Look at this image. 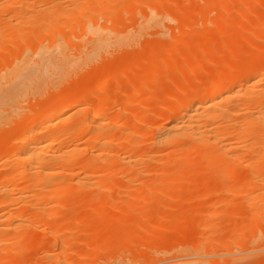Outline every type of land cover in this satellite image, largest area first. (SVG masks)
Wrapping results in <instances>:
<instances>
[{"label":"rangeland","instance_id":"1","mask_svg":"<svg viewBox=\"0 0 264 264\" xmlns=\"http://www.w3.org/2000/svg\"><path fill=\"white\" fill-rule=\"evenodd\" d=\"M154 1L156 0H145V2L142 0L140 5H138V2H140L139 0L137 3L135 2L136 6H139L138 9H136L134 5L132 7L136 9L135 12L137 10L139 11H137L138 13H134V15H131L132 12L127 14V12L131 10V8L128 9V6H126L128 11L119 8L122 9V12L117 11L118 14L119 12H125L126 14L124 13V16L121 14L123 18L117 16L118 20H116V22H114L115 18H112L113 20L111 21L114 23L108 24L107 28H109V25L112 26L117 23V26H114L117 29L114 30L109 28L111 31L118 32V30H121L120 32H122L125 30L133 35V40L129 43L130 45L123 47L122 50L118 48L122 52L117 51L116 48L113 53H111L113 48H109L110 50H108L111 52L108 50L106 52L109 54L103 56L104 52L102 56L99 57L98 54L95 57H98L96 61L92 60L93 62H90L92 64L88 62V65H86V63L84 67H81V69L79 68L78 71L65 77L62 81L46 85L35 93L25 94L21 99L14 102L13 105H15V108L13 110L6 112L0 119V144L3 142H10L13 144L14 141H16L15 138L31 135L27 131L28 126L34 121L38 122L51 101L53 102L54 100V102H57L60 98L66 96V94L75 93L78 90L81 92V88L85 90L88 87L90 91L88 94L96 104V111H99L98 108L102 102L107 104L106 109L110 114L108 119L106 118L107 121L105 120V124L102 126L105 130L101 126H97L89 129L90 131H85L82 135L77 132L79 136L75 134L77 137L75 135L72 136L74 138L69 137L72 139L68 138L63 144H60V147L66 151L75 149L76 152H74L76 155L77 152L80 153L81 159H78L79 157L77 158V156H79L78 154L75 156V163L76 160L85 162L89 159L92 151L96 153V146L93 147L92 144H89L91 141L90 138L96 134L97 130V133L103 131L104 134L108 131L112 139L115 138L116 140L111 144V148H109L110 150L108 149V151L111 154H119V156H121V153H123L125 149L119 145V141L121 142L119 138H125L123 133H127L128 138L127 136L126 138L130 142V144H127V147L130 146V149L134 147L135 151L129 153H132L133 156L138 155L136 159L140 158L143 162L142 163L139 159L142 164L139 165L138 162L134 168L140 169L142 172L135 174L130 173L129 167H119L120 165L123 166V164H120L118 161L116 162V160L112 163L113 159L110 162H106L107 153L109 154V152L106 151L107 153H103L105 157L101 156L102 158L96 159L94 156L90 157L91 159L88 161L90 163L92 160L89 166L90 171H92L91 173L98 170H103L102 172L106 173V175L101 178H93L88 175L91 174L90 172L88 174L83 172L81 169L82 166H80L82 162L78 165L74 163L71 168L73 169L72 173L74 172V175L78 174L74 176L77 184H74L75 182H72L70 179L68 180L65 177V179H62L63 176L57 175V177H51V179L55 180H50V183L55 184L56 182L58 184L51 186L47 184L49 182V180H47V183H44L47 187L42 185V187L32 190L40 194L38 193L36 195L35 192L29 193L27 191V195L29 196L27 198L31 201L27 199L28 203L25 205V201L24 203L16 202L17 204L13 201L16 205L13 203L15 206H11L16 208L15 211L18 209L20 210L23 205L25 209L22 207V210H20L21 212H19V210L16 213L12 212L13 215L11 214V217L7 215L0 225V228L3 227L2 225L8 223V220L18 222L16 221L18 218H21L18 220L23 222H20L21 226L23 225L20 228L22 236H19L20 238L16 237L11 243L9 242L10 244L7 243L8 246L4 245L7 246V248L3 246L2 249L6 251L2 250L1 252L0 250V255H3L5 259H3L4 262L0 261V264H170V262H175L176 259H178L176 262H179V259L181 260L183 252L180 246L182 245V248L184 247L183 249H185L188 243V247L190 248H187V250H189L187 253H201L198 260L204 262L203 264H264V147L245 148V151L237 153L236 157L232 160L227 159L224 164H216L218 166L225 165V167L232 171V173L225 172L224 176V172H212V170L209 169L210 167L204 164H193L191 163L192 161H190L191 159H183L185 155L182 152H179L180 155H178L177 151V155L174 154L175 152L173 153L171 163L174 164L175 161L173 162V159L179 158V161L175 162V166L171 165V163H169L170 161H168L170 157L166 159L162 156L164 152H168V150H164L167 148L160 146L159 148L161 149H159L152 144V139L157 134V131H159L158 129L167 125L164 119H161L159 115L165 109V106H169L166 104L171 103L170 101L167 103L169 98L170 100L183 98L184 95L189 93L191 86L194 87L200 80H204L211 70H215V68L218 70L220 67L225 68L223 67L226 66L224 65L225 63H222L223 60L226 63L229 61V69L233 70L231 65L234 69L235 67L238 69L240 63L243 64L244 61H247L245 59L249 56L260 54V60L259 62L257 61L258 63L256 65L258 68L264 69V0H222L223 3L226 2V4L223 6L219 5L220 7L218 6L219 0H217L218 3L216 2V7L219 8L215 7V2H213V0L211 2L213 4H208V1L210 2L211 0ZM120 2L119 4L123 7V2ZM115 7L117 6L114 5V8ZM152 7L156 8V11L153 12L155 15V25L141 29L140 26L143 19L141 17L151 13ZM199 12L203 13V16L204 13L207 15L208 18L205 17L207 18L206 22L202 19L203 17H200L201 14L198 16L197 13ZM115 14L112 15L115 16ZM224 18L227 20H221L225 23H222L223 26H221L220 19ZM228 19L230 21H228ZM102 21L104 22V20L99 17L98 24L100 22L102 23ZM102 24L99 25L103 26ZM135 30H138L137 33H135ZM43 37L45 38L46 36H42V38ZM29 41L33 43L32 39H28L27 42ZM44 42L47 43L46 40ZM23 46L24 45H22V47ZM153 47L155 51L157 49V53L152 52L154 49ZM115 51L117 53H114ZM8 53H6V51H0V70L5 64L3 58L10 59V56H13L15 52H10L12 55ZM26 53L31 52L27 51ZM153 53L157 54V56ZM18 54L17 51L15 55ZM153 55L158 57H155L156 69L150 68L149 64V59H151ZM112 62L114 63L111 64ZM198 62L202 64L201 66L197 64L199 70L197 68V70H193L195 69L193 68L195 67L194 65ZM165 65L168 66L169 74L168 76L166 75L167 78L164 76V79L163 75L167 71ZM227 65L229 66V64ZM151 69L153 72H157L158 69L156 75L152 74ZM103 70L105 73H108L107 75L111 73V75H109L111 77L114 75V84L117 85H112L113 82H110L105 92H100ZM261 76H257V79H261H258V84L264 83V78ZM115 77L119 81H116ZM152 77L156 79L153 80ZM176 85L178 89L182 88V90L176 89L177 91H175L174 88ZM82 86H85V89H83ZM73 90L77 91L74 92ZM135 91H137L139 95L137 94L138 97L132 99ZM60 95H62V97ZM111 97L117 100L113 105L108 103ZM172 109L175 110L174 107ZM121 111L123 113L117 117V114ZM76 115L78 114L70 116L68 120H65V123H76L78 127L76 126L75 129H78L81 128L83 124L80 126V115ZM65 123L64 120H61L56 122L55 125L61 127L62 124ZM74 127L75 126H73V128ZM98 127L101 130H99ZM108 132H106V134L110 135ZM44 133L45 129H42L41 134ZM119 135L120 137L118 138ZM76 139H78V141ZM97 143H100V141ZM56 147H58V145L55 143L52 149L55 150ZM46 151L47 150H44L45 154H47ZM128 151L130 150L128 149ZM49 156H46V158H49ZM159 157H161V159ZM158 158L160 161H157L159 160ZM48 160L46 163H48L47 165L49 166L50 163ZM164 161L166 163H164ZM192 165H195V168L188 172V168L190 169ZM16 166H18L16 162L0 164V178L14 171L13 169H16ZM54 169V171L60 170V168H57L59 170H56V168ZM177 169L179 171H177ZM181 170L184 173H181L180 176L176 174L179 179L177 178L176 182L175 179H172L174 180V184L171 180L172 174L174 171L180 174V172H182ZM93 174L96 175L95 173ZM79 175H81V177L83 176V179ZM85 175L88 177H85ZM57 178L58 180H56ZM25 180L27 181V177L16 180L15 182L19 186H24L26 183ZM83 180L86 181L83 182ZM13 184H9V187L7 185V188L11 189L10 186L15 188V184ZM86 184L87 188L85 187ZM171 184H173L172 188L170 187ZM80 186H83L82 189ZM46 188L59 189L60 191H58V193L62 190V194H60L62 196L58 197V194V196L54 197L52 193L47 192ZM246 188L247 190L250 188L252 194L249 193ZM63 190H65V192ZM68 190H70L69 192L71 194H69ZM74 190L77 193L71 192ZM80 190H82V194L78 193ZM41 192L44 193L41 194ZM246 193H249V195L247 194L246 196ZM241 194L243 196H240ZM48 195L49 197L51 195L53 198H48ZM67 195L73 196L68 197ZM13 197L15 196L13 195ZM66 197L68 199L64 200ZM55 198L56 200H54ZM148 198L153 202H150ZM101 201L103 203H101ZM107 201L108 204L111 202V206H105ZM139 202H143L144 207L142 204L140 205ZM144 202H149L152 205L147 203L150 207L148 208L147 204H144ZM129 203L130 206L128 205L127 207L129 208L127 209L125 206ZM131 203L139 204L140 207L136 205L137 211H135L136 208L133 211L135 204H133V206ZM96 207H102V213L96 212L98 211ZM109 208L111 212L106 210ZM23 210L24 216L26 215L25 217L22 214ZM121 210L127 213L128 210H130L132 213L131 216L134 217L133 221L135 219L139 221V223L136 224L138 227L135 229L133 226L136 227V225H133L134 222L131 221L132 227L130 230H132V237L129 235L131 233L129 232L130 226L128 224L127 226L125 225L126 228L128 227V231L126 230L127 238L129 236L133 239V233L135 234L137 229V231L142 233L143 235H141L149 241L143 238L145 242L140 234L139 237H141L139 239H142L140 240L142 241L141 243L140 241L138 243L136 240V238H138L137 236L135 237V243L130 240V242L126 241L130 238L124 240L125 237L122 236L124 232H122L120 226L119 228L122 234L119 233V235L122 236L121 238H123L124 241H119V243L115 241V245H113L114 241L112 242L113 244H108L107 240H115L117 234L114 236L115 239L112 237L113 233L110 234L111 238L109 233L114 230L110 231L112 229L110 227L111 229H107V231L109 230L108 233L105 227H103V222L101 221L102 225H99L100 222L97 223V221L99 219L109 221L107 218L111 215L113 216L109 217L112 218L111 221L117 220L118 222L119 220L117 217L119 216H117L116 213L118 212L117 214L119 215L122 213ZM103 211H106V214H104L105 218L98 217L99 214H101V216L103 215ZM94 212L98 214L96 215ZM84 215L87 216L88 219L85 218ZM89 215L93 217L96 215V219L99 218L95 221V225L92 223L93 220H89ZM124 215H126V213L122 216ZM13 216L18 218L15 219ZM82 216L84 217L83 223L80 226H77V224L75 225ZM114 216H116L115 218L117 219L114 220ZM50 218L53 221V223L51 222L52 227H48ZM85 219L87 221L89 220V223L92 224H85ZM105 221L104 224H106ZM113 221L111 226L117 223L116 221V223H113ZM122 221L123 219L121 218V223ZM158 221L160 225L157 223ZM162 221L164 222L163 224L160 223ZM45 222L48 223L45 224ZM62 222L66 224H61ZM73 223L76 228L73 226ZM71 225L74 227L73 229L76 230H73ZM117 226H119V224ZM114 227L118 233V227ZM124 227L122 228L126 229ZM105 231L107 233H105ZM1 232H3L2 228L0 234ZM12 232V230L7 234L3 232V237L9 238L10 235L12 237ZM128 232L129 234H127ZM103 234L104 236L108 234L106 235L108 237L107 240L106 238L104 239ZM53 235L54 238H56V235H60L59 239L57 236L56 240L52 241L51 237H53ZM99 235H101L103 239L99 238ZM62 236L64 237L63 240L61 238ZM97 236H99L98 240L100 239V243L104 241V244L102 243L103 245H105L106 241L109 251L104 248L105 251L103 249L102 251H97L102 248V246L101 248H95L94 246L96 241L99 242L98 240L95 242L93 241ZM196 239H199L197 241L200 245H198V247L197 244H195L194 247L197 246L195 249L200 252L195 251L194 247L190 246L192 241ZM60 242H62L61 245ZM63 242L66 246H64ZM194 243L196 242L194 241ZM62 245L64 248H62ZM60 248L64 250L61 252ZM95 249L97 253H95ZM20 252L24 254L21 253V255ZM55 253L59 254L56 259L53 258ZM62 253L64 255H62ZM60 255H62L63 258H61L62 256ZM177 255H181V257L178 258ZM3 256H0V260H2Z\"/></svg>","mask_w":264,"mask_h":264},{"label":"bare ground","instance_id":"2","mask_svg":"<svg viewBox=\"0 0 264 264\" xmlns=\"http://www.w3.org/2000/svg\"><path fill=\"white\" fill-rule=\"evenodd\" d=\"M120 1L123 2V5H124L123 7H122V5L119 4ZM137 1L138 0H0V51H6V53H8V52L14 53L15 52L13 55L14 57L10 56V59L5 58V57L3 58V60L5 61L4 62L5 64H4V67L1 68V70H0V119L2 118V115L4 116V114L6 112L13 110L15 108V105H13L14 102L16 100L21 99L25 94H30L32 92L35 93L36 91L42 89L46 85H50V84L62 81V79H65V77H67L70 74H73L76 71H78L79 68L81 69V67H84V65L86 63H87L86 65H88L92 60L96 61V59L99 56H102V54L104 52L105 53L103 54V56H105V54H109V53H106L109 48L110 49L113 48V50H111L112 52L109 51L110 49L108 50L109 52L113 53V51L116 48H117V51H120L118 48H121V50H122L123 47L130 45L129 43L132 42L133 35L130 34L129 31L123 30L122 32H120L121 30L120 31L118 30V32H116V31L114 32V31L109 30V28L116 30L117 28H115L114 26H117L116 25L117 23L113 24L112 26L109 25V28H107V27H108V24H110V23L112 24V23L116 22V20H118L117 16H119L120 18L121 17L123 18V16L126 14L125 12H124L125 14L120 13V12H122V9H119V8H123V10H126V11H128V9L131 8L132 11L129 10L127 12V14H130L131 12H132L131 15H134V13H138L137 11H139V10H137L136 12H135V10L138 9V7H139L138 5H140L142 3V0H139L140 2H138V5L136 6L135 2L137 3ZM143 1L145 2V0H143ZM122 2H120V3H122ZM154 2H159V1L156 0ZM211 2H212V0L210 2L208 1V4L209 3L213 4ZM213 2H215V7H216V4L218 3V1L213 0ZM221 2L223 3L222 0H219L218 6L219 5L223 6L224 4H226V2L223 4ZM114 5L117 7L114 8ZM118 5H119V7H118ZM133 5L136 6L135 7L136 9L134 7H132ZM126 6H128V9L126 8ZM219 7H216V8H219ZM133 8H134V10H133ZM155 9H156L155 7L154 8L152 7L151 13L145 14L144 16L141 17V18H143L141 21V26H140L141 29H145L147 27L155 25V15L153 14V12L156 11ZM113 10H115L116 12ZM117 11H120L119 14L117 13ZM113 12H115L117 14H115ZM111 13L115 14V16L112 15ZM121 14H123V16ZM197 14H198V16L201 14L200 17L201 18L203 17L202 19L205 20V22H206L208 17L205 13H204V16L202 15L203 13H201V12H199ZM99 17H100V19L104 20V22L102 21L103 24L101 22L99 23V24H102L103 26L98 24V18ZM205 17H207V18H205ZM217 17H218V15H217ZM112 18H115L114 22L111 21V20H113ZM221 20L226 21L227 19L224 18V19H220V21ZM107 21H108V23H107ZM109 21H111V22H109ZM223 21H221V24L224 23ZM228 21H230V20L228 19ZM227 22H226V24H227ZM213 23H214V21H213ZM221 24H219V25H221ZM214 25H215V23H214ZM221 26H223V24ZM137 31L138 30H135V33H137ZM42 36H46L47 39H46V37L45 38L43 37L44 38L43 39ZM28 39L29 40L32 39L34 45H33V43H31L32 41L27 42ZM45 40L47 41V43L44 42ZM22 45H24V46L22 47ZM125 49H124V51L126 52ZM153 50H152V52L157 53L156 52L157 49H156V51H155V48ZM17 51L19 54L15 55L17 53ZM27 51H29L31 53H26ZM120 52H122V51H120ZM114 53H117V52L115 51ZM10 54L12 55V53H10ZM97 55H98V57L95 58ZM154 55L157 56V54H154ZM154 55L152 56L151 59H149L150 68H152V69L153 68L156 69L155 67H157V66H155L156 65L155 59L158 57H156ZM259 55L255 54V56H253V55L249 56L248 57L249 59L248 58L245 59L247 61H244L243 64L240 63V65H239L240 67L238 66V69L236 67L234 69V67L231 65V68L233 70L229 69L230 68L229 61L226 63L223 60L222 63H225L224 65H226V66H223L225 68L220 67V68H218V70H216V68H215V70H211L209 72L208 76L204 80H202V81L200 80V82H198L196 85H194V87L191 86V88L189 89L190 91L187 90V91H189V93L188 94L185 93L186 95H184L183 98L177 99V100L176 99L170 100V98L168 97L169 100L167 99L168 100L167 103L170 101L171 105L166 104L169 106H165V109L159 115L161 117V119L162 118L164 119V122L167 123V125H164L161 129H158L159 131H157V134L152 139V144H154L155 147H158V148L160 146H162V147L164 146V148H167L164 150H168V152L166 151V152H164V154L162 153L163 154L162 156L166 159L168 157H170V160L168 159V161H170L169 163H171V159H172L174 152H175L174 154H176L178 152V155H180L179 152H182L185 155V157L183 159H185V158L191 159L190 161H192L191 163H193V164L194 163L195 164H200V163L204 164L207 167H210L209 169L212 170V172L213 171H216L219 173L224 172L223 174L225 176V172L226 173H228V172L232 173V171L229 168L225 167V165H223V166L221 165L222 166L221 167V166H218L216 164H219V163L224 164V162L227 159L232 160L233 158L236 157L237 153L245 151V148L260 147V146L264 147V83H261L262 85L258 84L259 78L257 79L258 75H260V76L262 75L261 77L264 78V69H260V67L258 68L256 65L260 60ZM251 57H252V59H251ZM262 57H261V59H262ZM113 63L114 62H112L111 64H113ZM90 64H92V63H90ZM197 64L199 66L202 65L201 63L199 64V62L196 63V65ZM227 64H229V66ZM167 65H169V64H167ZM196 65H194L195 67H193V68H195V69H193V70L198 69V65L197 66ZM111 67H112V65H111ZM165 68L167 71L163 75V78H164V76H165V78H167V76L169 74L168 73V71H169L168 66L165 65ZM103 72H104V70H103ZM103 72H102L103 76L101 78V83H100V92H105V90L108 87V85L110 84V82L111 83L113 82L112 85H117V84H114L115 83V81L113 79L114 75H113V77H111V76H109V75H111V73L109 75H107L108 73H105V72L103 73ZM157 72H158V69H157ZM157 72L156 71L153 72V70H152V74L156 75ZM154 77H156V76H154ZM154 77H152L153 80L156 79V78L154 79ZM160 77H161V74H160ZM112 79H113V81H112ZM115 79H116V77H115ZM259 80H261V79H259ZM116 81H119V80L116 79ZM84 87H83V89H85ZM177 87L178 86L176 85V87L174 88L175 91H177L176 90V89H178ZM80 90H81V92L79 90L78 91L73 90L74 92L75 91H77V92H75V93L72 92L70 94H66V96H63V97H62V95H60L62 98H60V100L57 102H54V100H53V102L51 101L47 105V107L45 109V113L43 114V116H41L39 118L38 122L34 121L30 126H28L27 131L31 134L30 136L17 137V138H15L16 141H14L13 144H11L10 142L9 143H6V142L2 143L1 142L2 144H0V159H1L0 164H4L7 162H16L18 166H16L17 167L16 169H13L14 171H11L7 174L4 173L5 175L1 176V178H0V211H1L0 212V225L2 224V221H4V219L7 215L11 217V214L13 215L14 212L16 213L19 210L18 209L17 211H15L16 208L11 207L12 205H14L16 202L17 203L18 202L24 203V201H25L24 205L26 203H28V200H29V198H27V197H29L27 195L28 192L29 193L35 192V190L34 191H32V190L35 188L42 187V185H45L44 183H47L46 182L47 180H49V182L47 184H50L51 186L58 184L56 182H55V184L50 183V180H53V181L55 180V179H51V177H53V176L57 177V175H61V176H63L62 179H65V178L68 180L70 179V180H72V182H75L74 184H77L76 179H74L75 178L74 176H77L78 174L74 175L73 174L74 172L72 173L73 169L71 168V166H73L75 163V159H76L75 156H77L79 154V156H77V158L79 157L78 159H80V153L77 152V155H76L75 149H71L69 151L63 150L60 147V144H63L66 140H68L69 137H72L75 134L77 135V132L82 135V134H84L85 131H87L89 129L95 128L97 126L102 127L105 124L104 121L106 120V118L108 119V116L110 114V112H108V110L106 109L107 104L105 102H102L100 107L99 108L97 107L99 109V111H96V109H95L96 104H95L94 100H92V97L91 98L89 97L88 93L90 91H89L88 87H87V89H85L86 91L82 90V88ZM178 90L181 91L182 88H180ZM137 94H138V92L135 91V93L133 95L134 97L132 96L133 97L132 99H135L136 97H138L139 94L138 95ZM109 101L110 102H108V103L113 105L117 100L115 98L111 97L109 99ZM173 107L175 108V110L172 109ZM80 113H82V114H80ZM122 113L123 112L121 111L117 114L118 116L117 115L116 116L119 117ZM75 114L80 115L79 116L80 118L78 117L80 126H81V124H83V126H81V128H78V129H75L76 126L78 127V125H76V123H71V124L65 123L66 119L68 120V118L70 116L75 115ZM78 115H76V116H78ZM61 120H64L65 124H62L61 127L60 126L57 127L55 125V123L58 121H61ZM113 123H115V122H113ZM72 125L75 127L73 128ZM106 126H107V124H106ZM99 127H98V129L101 130ZM42 129H45L44 134H41ZM97 132H98V130H97ZM97 132L92 138H90L91 141L89 144H92L93 147L96 146L95 147L96 153L94 151V153H95L94 154L92 151L93 154L91 153L90 157L95 156L96 159L97 158L100 159L102 157H105V156H103V153L109 152L108 149L111 148V144L114 142L115 138L112 139L111 134L108 131H106V132H108L110 135L106 134V132L104 134L103 131L100 133H97ZM79 134L77 136H79ZM123 136H125V138L120 137V135L118 136V138L120 137L119 139L121 140V142L119 141V143H120L119 145L122 146L123 149H125V150H123V153H121L122 155L121 154H120L121 156H119V154L114 155V154H111L109 152V154L107 153V157H106L105 161L110 162L113 159L112 160V163H113L116 160V162L118 161L120 164H123V166L120 165L119 167H123V168H124V166H126L127 168L129 167V171H131L130 173H134V174L140 173L142 171H140V169H136L134 167L138 164V162H139V165L142 164L143 163L142 159L139 158L142 162V163H140V160L136 159V157H138V155L133 156L132 153H129L132 151L135 152L134 147L131 145L133 147V148L131 147L133 150L130 149V146H128L129 147L128 148L127 144H130L129 140L127 139L128 135H127V133H123ZM126 136H127V138H126ZM72 138H74V137H72ZM72 138H69V139H72ZM76 140L78 141V139H76ZM99 141H100V143H97ZM55 143L58 145V147H56V149L54 150V149H52V147ZM95 143H97V144H95ZM87 144H88V142H87ZM128 149L130 151H128ZM159 149H161V148H159ZM44 150H47L46 151L47 154L44 153ZM51 150H53V151H51ZM171 153H172V155H171ZM46 156H49V158H46ZM90 157H89V159H91ZM139 157H141V156H139ZM161 157H159V158L161 159ZM89 159L87 161H85L83 159L85 162L81 161L82 164L79 160L78 161L76 160L77 164L75 163V165H78L80 163L81 164L80 166H82L81 169L83 172H85L87 174L89 172L91 173L92 171H90L89 166H90V163L92 162V160L89 163L88 162ZM160 159L157 161H160ZM47 160L50 163L49 166L47 165L48 163H46ZM44 161H45V164L47 166L44 164ZM168 161H167V163H168ZM174 161L175 162L179 161V158H177L175 160L173 159V162ZM162 162H163V160H162ZM175 162H174V164H175ZM164 163H166V162L164 161ZM174 164L171 163V165H174ZM56 166H59V167H56ZM54 168H56V170H59L57 168H60V170L54 171L55 170ZM91 168H92V164H91ZM130 168H131V170H130ZM194 168H195V165L194 166L192 165V167H190V169L188 168L187 171L190 172ZM98 171H93V173H95L96 175H94L93 173L88 174V175L90 177H93V178H101L102 176L106 175L105 172H104L105 174L102 172L103 170L102 171L98 170ZM126 171H128V170H126ZM177 171H179V170L177 169ZM177 171H174V173L172 174L173 178L171 177V180L175 179V182H176V179L178 178L177 176L178 175L180 176L181 173H184L181 170L182 172H180V174H178V173H176ZM83 172H82V175L84 174ZM126 174H128V173H126ZM176 174H177V176H176ZM91 175H93V176H91ZM79 176L81 177V175H79ZM83 176L81 177L82 179H83ZM86 176L87 175H85V177ZM25 177H27V181L25 180L26 183L24 184V186H19L16 184V182H15L16 180H19V179H22ZM90 177H89V180H90ZM58 178L61 180V178L59 176H58ZM58 178L56 180H58ZM77 178H79V177H77ZM130 178H132V177H130ZM86 180H83V182ZM77 181H78V179H77ZM172 181L174 183V180H172ZM13 182L15 184V188L12 186L14 188L13 189L10 186L11 189H8L7 185L9 187V184H11V183L13 184ZM17 182H19V181H17ZM82 183H80V184H82ZM63 184H64V182H63ZM64 186H63V188H64ZM86 186H87V184L85 185V187ZM80 187L82 189L83 186H80ZM170 187L172 188L173 184H171ZM43 188H44V186H43ZM73 189H74V185H73ZM226 189H228V188H226ZM241 189H242V187H241ZM248 189L249 190H247V188H246V190L249 191V193H251L250 188H248ZM41 190H44V189H41ZM46 190L48 193H52V196L54 195V197L58 196V194H59L58 197L62 196V195H60V194H62V190L60 193H58V191H60L59 189L46 188ZM65 190H63V191L65 192ZM152 190H151V192H152ZM37 191H39V190H37ZM69 191L70 190H68V192ZM81 191L82 190H80V192H78V193H81ZM159 191H162V190H159ZM159 191H156V192H159ZM71 192L77 193L75 190L71 191ZM38 193L35 192L36 195ZM42 193H44V192H41V194ZM45 193H46V191H45ZM249 193H246L245 195L247 196V194L249 195ZM69 194H71V193L69 192ZM13 195L15 197H13ZM52 196L50 195V197H49V195H48V198H51ZM63 196H64V194H63ZM72 196L70 195L68 197H72ZM240 196H243V195L241 194ZM58 197H57V199H58ZM66 199H68V198L67 197L64 198V200H66ZM54 200H56V198ZM59 200H60V198H59ZM148 200H149V198H148ZM148 200H146V201H148ZM29 201H31V200H29ZM101 203H103V202L101 201ZM139 203H140V205L142 204V206H143V202L142 203L139 202ZM145 203L146 202H144V204ZM147 203H149V202H147ZM133 204H135V203H133ZM107 205L111 206V202L108 204V201H107V204L105 206H107ZM128 205L130 206V203L126 204L125 207H127ZM136 205L137 204H135L134 209L132 207H130V208H132L134 211L136 208ZM150 205H152V204H150ZM102 206H103V204H102ZM138 206H139V204L137 205V207ZM147 207L150 208L148 206V204H147ZM21 208H20V210H22ZM98 208H97L98 211H96V212L102 213V211H101L102 207L99 208L100 211ZM106 208H108V207H106ZM128 208L129 207H127V209ZM23 209H25V208L23 207ZM138 209H140V208H138ZM144 209H146V208H144ZM20 210H19V212H21ZM106 210L111 212L110 208L106 209ZM122 211L123 210H121V212ZM135 211H137V208ZM96 212H94V213H96ZM103 212H104L103 215L106 214V211H103ZM23 213H24V210H23L22 214ZM117 213H116V215L119 216V217H117L119 221L117 222V220H115V219H117V218H115L116 216H114V220L117 223L113 220L112 221H113V223H116L115 225L114 224L113 225L118 227V229H119L118 233L116 232V228L114 226H111V223H112L111 219L112 218H109V217H113L110 215L111 213L108 214L110 216L107 218L109 220V221L106 220L107 222L105 220H102V219L100 220L99 218H98L99 220L96 219L97 218L96 215L98 213H96V215L94 217L90 216V215L88 216V217H90V219H89L90 221L93 220L92 221L93 225H95L94 224L95 221L98 220L97 223L100 222L99 225L103 224L104 225L103 227H105L106 231H107V229L112 228L110 231L114 230L113 232L109 233L108 232L109 230L107 231L109 233V235L113 233L112 237H114L115 234H117L115 236L117 240L114 237L115 240L112 239V241H110L111 239L107 240L108 237L106 235H108V234H105V236L103 234L104 239L106 238V240L108 241V244H113L112 243L113 241H114L113 245H115V243L117 241H118V243H119V241L121 242L123 240V238H121L122 236L125 237L124 240L132 237V235H131L132 230H130V228L132 227L131 221H133V219H134V217L131 216L132 213L130 212V210H128V213L126 211L122 212V213L119 212L121 214V216L125 213H126V215L128 214L127 216L124 215L125 217L124 216L121 217L120 214L118 215ZM99 215H98V217H100V218L104 217L105 218V215L104 216L103 215L101 216V214H99ZM23 216H24V214H23ZM13 217L15 218V216H13ZM24 217H23V219H24ZM52 217L54 218L53 215H52ZM84 217L87 218V216H85V215H84ZM84 217L83 216L81 218L79 217L80 220H78L77 223H75V225L77 224V226H80L83 223L82 221H83ZM127 217H129V218H127ZM131 217H132V220H131ZM17 218L18 217H16L15 219H17ZM51 218H50L48 227L51 226V222L53 223V221H52L53 218L52 219ZM121 218L123 219L122 223H121ZM18 219H21V218H18ZM18 219L16 220L18 222H14L13 220H10V221L8 220V223L2 225L3 227H1V228H2L3 232H6L5 234L11 232V230H12L13 235H12V237L10 235V237L7 238V237H3V232H1V234H0L1 235L0 236V250H1V252L3 250L2 247L4 245L8 246V244H10L12 242V240H14L16 237L22 236V231L20 230V228L23 225L21 226L20 222H22V221H20ZM89 220L87 221L85 219L84 223L85 224H92V223H89L90 222ZM135 220L133 221L134 223H135ZM165 220H167V219H165ZM104 221L106 224H104ZM110 221H111V223H110ZM125 221H127V222H125ZM79 222H81V223H79ZM46 223H48V222H45V224ZM64 223L65 222H62L61 224H64ZM78 223H79V225H78ZM130 223H131V225H130ZM134 223H133V225H136L139 223V221L136 220V223L135 224ZM157 223L159 224V221ZM160 223L163 224L164 222L162 221ZM107 224H109L110 226ZM118 224H119V226H117ZM127 224L130 226L129 232H131L130 234H129V232L127 233L130 235V237L128 236V238L126 236V232L128 231V229H127L128 227L126 228ZM75 225L73 223V226H75ZM152 225H154V224H152ZM73 226L71 227L72 229L74 228ZM120 226H121L122 232H124L123 233L124 235H122V236L119 235V233L122 234V232L120 231V228H119ZM122 227H124L126 229H123ZM137 227H138V225H136V227L133 226L134 229ZM156 227H158V226H156ZM1 228H0V231H1ZM75 228H76V226H75ZM73 230H76V229H73ZM106 231H105V233H107ZM135 234H137V235H135ZM135 234L133 233V235H134L133 239L134 240L130 238L126 241L130 240L131 242L134 241L133 243H135V237L136 236L138 237V238H136L138 243L143 238L146 241H149L144 236H142L143 234L140 233L139 231H137V229H136ZM139 234L140 235L142 234L141 235L142 239H139L141 237V236L139 237ZM23 235H25V234H23ZM101 235H99L100 237L97 236L96 239H93V241L95 242L96 240H98V237L101 238ZM57 236L59 239L60 235H56L55 237L57 238ZM110 237H111V235H110ZM56 238H54V235H53V237H51L52 241H55ZM61 238L63 240L64 237L62 236ZM118 238H120V239H118ZM101 239H103V238H101ZM197 240H199V239L193 240L192 243L190 244V246L194 247L195 244H197V246L200 245V244H198ZM64 241H65V239H64ZM98 241L99 242L96 241V243L93 242L95 248L96 247L101 248V246H102V248L100 250L97 248L98 249L97 251H102L103 248L108 250V245H106L107 244L106 241H105V245H103L104 244L103 240H102L103 244L100 243L101 242L100 239ZM194 241L196 243H194ZM141 242L142 241H140V243ZM97 243H98V245H97ZM61 244H62V242H60V245ZM63 244H64V242H63ZM185 245H183V246H185ZM187 245L189 246V243ZM7 246H4V247L7 248ZM62 246H60V247H62ZM64 246H66V245L64 244ZM64 246L62 248H64ZM106 246H107V248H106ZM188 246H186V247L189 249L190 247H188ZM180 247L182 249V250L181 249L180 250L183 252V254H182L183 260L181 258V260L179 259V262H176L178 260V259H176V261H175L176 263L170 262V264H203L204 263V262H201V260H198V258L201 256L200 255L201 253L199 254L197 252H194L193 254H188L189 252L187 253V251H189V250H187V248L183 249L184 247L182 248V245ZM196 247H194V250L198 251L197 249H195ZM62 248H60L61 252H62V250H64ZM95 251H96V249H95ZM97 251L95 253H97ZM22 252H24V251H22ZM22 252H20V254ZM61 252H60V254H61ZM198 252H200V251H198ZM63 253H62V255L65 254V253L64 254ZM22 254H24V253H22ZM58 255L59 254L55 253L53 255V258L56 259L58 257ZM62 255H60V256H62ZM0 256L2 257L3 255H0ZM177 256H178V258L181 257V255L180 256L177 255ZM61 258H63V256ZM3 259H4V256H3L2 260H0V261L4 262L5 259L4 260Z\"/></svg>","mask_w":264,"mask_h":264}]
</instances>
